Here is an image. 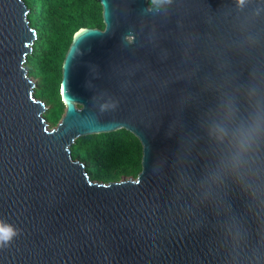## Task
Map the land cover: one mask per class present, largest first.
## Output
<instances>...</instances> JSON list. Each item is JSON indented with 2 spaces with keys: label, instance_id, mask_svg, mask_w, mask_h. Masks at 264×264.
<instances>
[{
  "label": "water",
  "instance_id": "95a60500",
  "mask_svg": "<svg viewBox=\"0 0 264 264\" xmlns=\"http://www.w3.org/2000/svg\"><path fill=\"white\" fill-rule=\"evenodd\" d=\"M23 1L0 0V264H264V0H96L57 122ZM119 129L139 171L90 180L70 145Z\"/></svg>",
  "mask_w": 264,
  "mask_h": 264
},
{
  "label": "trees",
  "instance_id": "16d2710c",
  "mask_svg": "<svg viewBox=\"0 0 264 264\" xmlns=\"http://www.w3.org/2000/svg\"><path fill=\"white\" fill-rule=\"evenodd\" d=\"M26 20L35 30L31 52L23 64L34 80L32 95L45 105V115L57 122L63 112L58 83L60 63L71 34L79 27L102 28L96 0H24ZM83 163L90 180L100 183L134 178L140 169V146L127 131L80 136L69 147Z\"/></svg>",
  "mask_w": 264,
  "mask_h": 264
},
{
  "label": "snow or ice",
  "instance_id": "6c2138e0",
  "mask_svg": "<svg viewBox=\"0 0 264 264\" xmlns=\"http://www.w3.org/2000/svg\"><path fill=\"white\" fill-rule=\"evenodd\" d=\"M9 234V229L0 227V238H5Z\"/></svg>",
  "mask_w": 264,
  "mask_h": 264
},
{
  "label": "clouds",
  "instance_id": "9594fccd",
  "mask_svg": "<svg viewBox=\"0 0 264 264\" xmlns=\"http://www.w3.org/2000/svg\"><path fill=\"white\" fill-rule=\"evenodd\" d=\"M8 229H9V234L5 238H0V241H5L6 242V241L11 239V237H12V235L14 233L12 232V230L10 228H8Z\"/></svg>",
  "mask_w": 264,
  "mask_h": 264
},
{
  "label": "rangeland",
  "instance_id": "374dc122",
  "mask_svg": "<svg viewBox=\"0 0 264 264\" xmlns=\"http://www.w3.org/2000/svg\"><path fill=\"white\" fill-rule=\"evenodd\" d=\"M30 77V76H29ZM30 79L33 81L34 79L32 77H30Z\"/></svg>",
  "mask_w": 264,
  "mask_h": 264
}]
</instances>
